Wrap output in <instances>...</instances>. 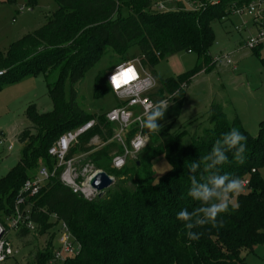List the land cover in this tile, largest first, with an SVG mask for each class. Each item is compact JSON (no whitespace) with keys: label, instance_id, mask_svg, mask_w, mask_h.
<instances>
[{"label":"trees","instance_id":"trees-1","mask_svg":"<svg viewBox=\"0 0 264 264\" xmlns=\"http://www.w3.org/2000/svg\"><path fill=\"white\" fill-rule=\"evenodd\" d=\"M54 1L57 9L43 26L0 51V78L41 73L52 102L48 112L39 113L34 104L25 109L26 125L16 136L20 145L17 162L0 177V221L12 214L17 191L33 171L40 164L53 168L54 159L47 150L59 135L94 118V127L79 137L69 155L85 153L86 162L115 180L101 195L88 200L53 176L26 199L21 208L37 225L38 234L49 233L63 221L80 245L77 255L49 263L50 235L47 244L38 248L34 264H246L242 253L264 245V179L258 171L264 167V120L252 136L238 119L227 122L221 107L212 103L208 125L195 130L186 145L180 141L184 129H172V125L193 76L215 64L209 55L214 40L212 22L224 20L235 7L252 0H176L169 9H158L153 0ZM132 46H138L140 61L151 73L160 60L181 51L195 53L196 62L176 76L155 79L154 92L167 104L163 117L156 121L160 130L143 126L146 145L134 160L112 169L111 155L120 152V146L108 142L96 148L88 143L94 135L108 140L114 125L106 121L104 112L91 114L81 109L73 85L107 52L121 57ZM106 75L102 72L94 78L96 98L111 92ZM233 128L246 137L242 160L233 158L234 149L221 145L228 161L209 167L210 161L203 157ZM160 155L169 169L155 178L151 163ZM193 163L195 170L190 168ZM223 174L247 178L246 191L237 193L236 204L218 214L214 225L196 224L197 219H204L199 209L215 198L204 202L189 195L190 191L201 184L211 189V177ZM182 210L196 214L191 229L186 230L185 222L176 218ZM186 231L197 232L200 238L189 241Z\"/></svg>","mask_w":264,"mask_h":264},{"label":"rangeland","instance_id":"rangeland-1","mask_svg":"<svg viewBox=\"0 0 264 264\" xmlns=\"http://www.w3.org/2000/svg\"><path fill=\"white\" fill-rule=\"evenodd\" d=\"M153 2L158 9H169L175 7L176 0ZM253 6L257 7V4L254 3ZM262 8L264 9V4ZM56 9L54 0H0V51L22 35L43 26ZM121 12L124 14L125 10ZM211 25L214 40L209 48V55L216 60L215 64L211 69L202 70L193 76L186 88L180 114L172 125V129H184L180 138L184 145L190 142V135L195 130L200 131L208 125L206 119L212 103H217L221 107L227 122L238 119L252 136L257 135L259 124L264 120V39L254 48L245 46L250 34L255 35L259 28L254 22V14L250 15L245 11L242 14L231 12L224 20H215ZM134 58H140L138 46L128 48L121 57L111 51L103 55L98 63L88 69L81 80L73 85L79 107L91 114L103 113L114 107L117 101L111 92L98 98L94 96V78L102 72L109 74L114 66ZM195 62V53L181 51L163 58L153 67L152 73L148 72L155 79L162 80L192 69ZM0 80L2 141L0 177H2L17 162L20 145L16 136L26 125L25 109L29 104H34L39 113L48 112L52 109V102L46 80L41 73L21 78L6 75ZM153 94L152 99L155 102L161 100L156 92ZM65 95L68 96V82L65 83ZM9 144L12 145L10 150L7 149ZM90 144L94 145L89 140L88 145ZM87 160L88 158L84 157L77 163V167L82 166ZM168 169L169 164L162 155L151 163L155 178L164 175ZM37 170L38 167L31 176H34ZM258 171L264 179V167ZM244 191L246 188H241L240 192ZM236 196L237 194L231 197V206L236 204ZM49 221L54 223V217H50ZM58 234L57 225L47 234L26 232L20 228L11 230L7 233L6 239L10 242L13 253L0 264L36 263L34 257L38 248L47 244L50 235L53 236L52 246H56ZM263 249V245H255L252 252L245 253L246 264H264Z\"/></svg>","mask_w":264,"mask_h":264},{"label":"built area","instance_id":"built-area-1","mask_svg":"<svg viewBox=\"0 0 264 264\" xmlns=\"http://www.w3.org/2000/svg\"><path fill=\"white\" fill-rule=\"evenodd\" d=\"M254 3L257 4V7L253 6ZM263 4L264 0H252L233 9V12L239 14H242L244 11L250 15L254 14V22L259 28L256 30V34L253 35L251 33L250 38L245 42V46L248 48H254L264 39ZM226 61L229 63L228 60ZM129 70H131V79L119 85H114L111 82L110 77L119 76L122 72H128ZM106 79L111 93L118 102L122 103L104 112L106 121L114 125L111 137L106 141H101L98 135H94L90 138V142L94 143L93 146L96 148H101L108 142L118 144L121 150L120 152L112 153L110 167L112 169H121L129 161L134 160L139 151L147 143V132L142 122L137 120V117H142L148 106L155 103L149 97V93L156 87V81L146 67L142 65L140 58H134L114 66L112 72L106 75ZM145 80H148L150 84L154 80L155 83L146 88L144 84ZM160 101L165 102V99ZM95 124L96 119L93 118L59 135L47 150L48 155L54 159L55 164L53 168L49 170L46 166L41 165L34 176L27 178L22 183L14 199L12 214L5 218V222L0 221V262L13 253V248L6 239L8 232L17 228H26L29 231L37 232V225L29 218L27 211L21 207L26 199L37 193L50 177L57 176L61 183L85 199L90 200L98 195V191L90 186L89 181L98 171L103 170L95 168L90 162H85L82 166L77 167V163L85 157V153H73L69 155L70 149L78 142L79 137L91 130ZM132 128L135 129L133 134L127 137ZM1 143L2 141L0 140ZM11 148L12 145L9 144L7 149L10 150ZM107 175L114 181L113 175L108 173ZM240 182L241 188H246L248 185L247 178L240 179ZM56 225L58 226L59 233L57 245L52 248V257L49 263H62L66 258L77 255L80 250V245L72 235L67 224L59 221Z\"/></svg>","mask_w":264,"mask_h":264},{"label":"clouds","instance_id":"clouds-1","mask_svg":"<svg viewBox=\"0 0 264 264\" xmlns=\"http://www.w3.org/2000/svg\"><path fill=\"white\" fill-rule=\"evenodd\" d=\"M131 79V70L128 72H122L119 76L110 77L111 82L114 85H119L124 81ZM155 81L152 80L151 84ZM145 87L151 86L148 80L144 82ZM166 102L158 101L148 106L142 117L138 116L137 120H140L143 126L149 130H156L159 132V127L156 121L161 119L166 109ZM246 137L238 130L231 129L223 136L222 141L218 140L211 149L210 154L203 157L204 160L210 161L209 167L215 165H222L228 161V156L225 155V151L222 150L221 145H226L227 149L232 150L233 158L237 161L242 160L245 152ZM197 165L195 163L190 165L192 170H195ZM210 183L212 188L210 189L206 185H199V187H193L189 195L193 198L199 199L204 202H208L211 198H215V202L208 204L206 207H201L199 212L203 214L204 219H197L195 221L198 225L215 224L218 214L225 212L229 205L232 203L231 197L241 191V182L238 178L230 177L229 174L216 175L211 177ZM195 213L189 214L185 211H179L176 218L180 221H184V228L191 229L193 227L192 219ZM186 236L189 241H196L200 238L199 233H193L186 231Z\"/></svg>","mask_w":264,"mask_h":264},{"label":"water","instance_id":"water-1","mask_svg":"<svg viewBox=\"0 0 264 264\" xmlns=\"http://www.w3.org/2000/svg\"><path fill=\"white\" fill-rule=\"evenodd\" d=\"M113 183V180L104 171H98L89 181L90 186L98 191L101 195L104 189L108 188Z\"/></svg>","mask_w":264,"mask_h":264},{"label":"crops","instance_id":"crops-1","mask_svg":"<svg viewBox=\"0 0 264 264\" xmlns=\"http://www.w3.org/2000/svg\"><path fill=\"white\" fill-rule=\"evenodd\" d=\"M122 63H124V62H122ZM180 73H182V72H180ZM180 73H178V74H180ZM178 74H176V75H178ZM100 140H101V139H100ZM101 141H102V140H101ZM245 253L247 254L248 252H244V253H242V254H243L242 256H243L244 258H245V255H244Z\"/></svg>","mask_w":264,"mask_h":264}]
</instances>
